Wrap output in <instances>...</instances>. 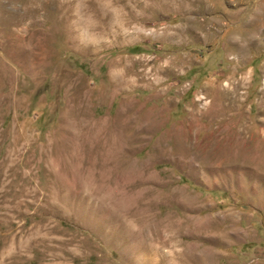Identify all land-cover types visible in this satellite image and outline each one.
Here are the masks:
<instances>
[{
  "label": "rangeland",
  "instance_id": "obj_1",
  "mask_svg": "<svg viewBox=\"0 0 264 264\" xmlns=\"http://www.w3.org/2000/svg\"><path fill=\"white\" fill-rule=\"evenodd\" d=\"M0 264H264V0H0Z\"/></svg>",
  "mask_w": 264,
  "mask_h": 264
},
{
  "label": "trees",
  "instance_id": "obj_2",
  "mask_svg": "<svg viewBox=\"0 0 264 264\" xmlns=\"http://www.w3.org/2000/svg\"><path fill=\"white\" fill-rule=\"evenodd\" d=\"M139 50H140L139 47H134V48L130 49V51H132V52H138Z\"/></svg>",
  "mask_w": 264,
  "mask_h": 264
},
{
  "label": "clouds",
  "instance_id": "obj_3",
  "mask_svg": "<svg viewBox=\"0 0 264 264\" xmlns=\"http://www.w3.org/2000/svg\"><path fill=\"white\" fill-rule=\"evenodd\" d=\"M13 8V10H16V8H14V7H12Z\"/></svg>",
  "mask_w": 264,
  "mask_h": 264
}]
</instances>
